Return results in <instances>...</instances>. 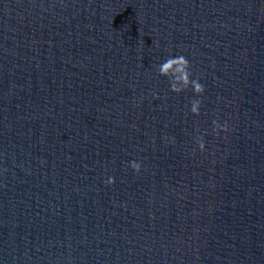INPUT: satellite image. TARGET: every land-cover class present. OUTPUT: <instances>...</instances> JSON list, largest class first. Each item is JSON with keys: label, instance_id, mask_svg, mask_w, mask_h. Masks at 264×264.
I'll return each mask as SVG.
<instances>
[{"label": "water", "instance_id": "obj_1", "mask_svg": "<svg viewBox=\"0 0 264 264\" xmlns=\"http://www.w3.org/2000/svg\"><path fill=\"white\" fill-rule=\"evenodd\" d=\"M0 264H264V0H0Z\"/></svg>", "mask_w": 264, "mask_h": 264}, {"label": "clouds", "instance_id": "obj_2", "mask_svg": "<svg viewBox=\"0 0 264 264\" xmlns=\"http://www.w3.org/2000/svg\"><path fill=\"white\" fill-rule=\"evenodd\" d=\"M158 72L161 76L168 77L170 83V90L175 93H180L189 87L192 88L196 95H202L205 87L197 79H192L190 71V62L183 55L170 57L165 62L159 65ZM201 101L195 99L191 102L190 111L194 115L200 114ZM214 131L218 135L220 131H227V124L221 125L217 121H213ZM197 144L201 151H204L205 144L202 137L197 138ZM131 168L137 173L141 170V164L138 162H131ZM108 184L114 183V178L109 177L106 181Z\"/></svg>", "mask_w": 264, "mask_h": 264}]
</instances>
